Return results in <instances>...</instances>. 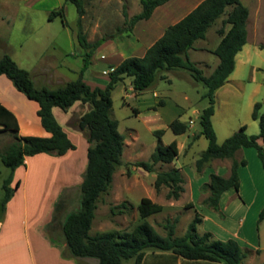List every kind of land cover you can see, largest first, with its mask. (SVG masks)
I'll list each match as a JSON object with an SVG mask.
<instances>
[{
    "label": "rangeland",
    "instance_id": "obj_1",
    "mask_svg": "<svg viewBox=\"0 0 264 264\" xmlns=\"http://www.w3.org/2000/svg\"><path fill=\"white\" fill-rule=\"evenodd\" d=\"M201 1L170 0L157 7L148 20L136 23L130 32L123 33L120 32L125 27L123 11L128 19L138 14L141 10L139 0L85 2L81 32L86 41L93 43L106 39L91 57L87 70L89 86L103 88L110 66H116L130 56L141 57L168 26L182 19ZM240 2L248 9L247 39L234 58L233 72L214 93L211 124L218 144L243 125L246 126V135L259 133L258 123L251 119V113L255 103H262L264 93V0ZM58 8L63 9L66 26L62 25L60 17L47 20L48 13ZM223 18L207 31L204 40L197 41L194 49L187 52L188 59L204 76H209L218 63L210 52L220 39L217 32ZM77 21L76 8L63 0H0V59L5 55L10 57L31 77L33 71L46 72L52 84L38 83L40 76H37V82L35 79L33 82L36 88L57 87L62 82L73 81L76 74L60 70L57 66L72 65L77 68L81 65V58L71 56L84 54L75 39ZM160 76L164 79H157L149 89L140 93L132 90L129 78L118 83L111 92L109 116L117 121L118 132L125 139L121 165L115 170L108 190L98 200L89 235L129 232L145 221L161 236L166 233L164 225L175 222L174 237L180 238L197 213L201 218L197 234L209 233L211 240L220 241L236 238L245 255L242 264H262L264 218L260 223L257 221L264 207V169L256 150L242 148L234 155L236 161L246 162L238 168V192H225L217 210L203 205L202 199L206 194L199 191L200 185L208 181L210 174L227 177L231 160H212L200 172L196 171L195 162L207 146L203 136L197 137L200 132L199 114L207 107V100L202 98L205 88L195 83L183 69L162 72ZM87 110V105L76 103L66 116L60 111L55 113L54 118L66 131L74 150L60 157L46 154L25 158L26 163L13 172L10 184L13 202L5 206L7 209L3 212L0 206V220L6 210L9 215L3 230V237L7 240L0 243V264L38 263V247L31 244L30 258L23 243L24 221L29 232L37 225L42 228L46 224L44 219L50 216L61 196L66 204L65 212L78 209L79 185L86 167L88 143L83 132L76 127V122ZM175 119L186 124L184 134L175 135L168 128ZM159 130L163 134L158 140L153 132ZM12 141L9 132H0V152ZM172 141L176 142L178 150L173 163L156 165L154 173H146L134 166L136 162L149 161L158 143L167 145ZM262 148L264 155V146ZM173 167L178 168L183 177V192L177 200L166 198L167 188L156 191L153 185L156 173ZM9 172L0 163V203L3 198L2 183ZM16 181L19 182L18 188H14ZM143 197L161 205L162 211L140 219L137 206ZM123 203L124 208L120 207ZM188 204L192 207L189 208ZM42 235L61 247V252L65 250L59 230L55 231L54 242ZM65 260H74L78 264L83 259ZM84 262L96 264L92 259H85ZM157 262L164 264L162 259L149 254L142 264ZM124 264H133V260Z\"/></svg>",
    "mask_w": 264,
    "mask_h": 264
},
{
    "label": "trees",
    "instance_id": "obj_2",
    "mask_svg": "<svg viewBox=\"0 0 264 264\" xmlns=\"http://www.w3.org/2000/svg\"><path fill=\"white\" fill-rule=\"evenodd\" d=\"M74 5L78 13L76 40L83 50L82 67L75 80L69 81L57 88H36L30 74L21 68L8 56L0 59V76H5L15 90L26 100L37 105L36 117L39 125L49 136H18V123L15 116L0 105V132H9L13 141L0 152V163L10 172L3 180V198L0 206L3 212L6 204L12 198L10 187L13 172L24 165L25 158L37 154H47L56 157L63 156L75 147L53 116L52 110L67 112L76 103L88 106L76 122V127L83 132L88 148L86 151V167L79 185L78 209L65 212L63 196L54 205L51 218L42 228V233L55 241V231L59 230L63 238L65 250L61 252L64 259H92L97 264H124L133 260V264H142L144 256L149 253H170L174 258L192 262L219 264H242L245 255L241 246L234 239L225 241L211 240L209 233L197 234V226L201 223L199 214L195 213L180 238L174 237L175 222L164 225V236L159 235L154 228L143 221L129 232H109L89 235L97 203L101 195L106 193L112 176L121 165L124 136L118 132V123L109 116L112 107L111 92L125 78L131 81L134 92L149 89L157 79H164L160 74L173 69H183L190 74L191 79L205 88L202 98L207 100V107L199 114L200 132L197 135L207 140L206 149L195 162V169L200 172L205 164L212 160L230 159L229 175L223 177L210 174L208 181L200 185L199 191L205 197L202 204L218 209L221 196L228 190L238 192L239 166L245 165V160L236 161L235 153L242 148L256 150L264 169V93L262 103H255L251 119L257 121L259 133L246 135V126H241L237 132L226 138L221 144L216 142V135L211 124L214 114V93L222 87L234 70V58L246 44V20L248 9L240 0H202L194 9L173 25L168 26L162 35L150 45L141 57L130 56L116 66H110L103 88H91L84 81V73L88 69L95 50L106 40L98 39L93 43L86 41L81 32V18L84 14V3L90 0H63ZM170 0H139L141 10L128 19L123 11L125 27L120 30L130 32L133 26L148 20L153 11ZM60 17L66 26L63 9H53L47 15L52 21ZM222 17L218 30L220 37L216 47L210 52L218 63L209 76H204L188 57L187 52L193 50L199 40H204L207 31ZM225 27L227 29L225 30ZM264 48V46L262 47ZM262 110V111H261ZM168 128L175 135L184 134L186 124L178 119L169 123ZM163 131H154L159 140ZM195 139V138H194ZM260 142V143H259ZM178 155L175 141L167 145L158 143L147 162H136L135 167L146 173H154L155 166L171 164ZM183 177L178 168L156 173L154 189H168L167 199L177 200L183 192ZM19 185L15 182L14 188ZM120 207H125L121 204ZM191 208L192 205L188 204ZM162 211V206L153 203L148 198H141L137 206L140 219H145ZM264 218V207L259 214L257 223ZM264 264V262L262 263Z\"/></svg>",
    "mask_w": 264,
    "mask_h": 264
},
{
    "label": "crops",
    "instance_id": "obj_3",
    "mask_svg": "<svg viewBox=\"0 0 264 264\" xmlns=\"http://www.w3.org/2000/svg\"><path fill=\"white\" fill-rule=\"evenodd\" d=\"M75 39H76V37H75ZM71 56L75 57V58H81V65H79V67L75 68L72 65H68L67 67L57 66V68H59L60 70H63V71L65 70L66 72L76 74L78 76V72H79V70L83 64L82 55L80 56V53H79L77 55L72 54ZM87 70L85 71L83 78H84L85 83L89 85V82L87 81V79L89 78V71H87ZM32 73L34 74L31 77L33 82H34V79L36 81L37 76H40L38 83L46 84V85L52 84V82H50L49 78L47 77L46 72L34 73V71H33ZM33 76H35V77H33ZM67 82L68 81L60 83L61 84L60 86L64 85ZM42 87L57 88L59 86H57V87L42 86ZM0 105L5 107L7 110H9L15 116L17 123H18V136H20V137H22V136H38V137L49 136L47 133H45V131L39 125L38 119L36 117L37 105L33 102L26 100L22 94L17 92L15 90V88L13 87V85L11 84V82L5 76H0ZM74 106L75 105H73V107H71L67 112H62L59 109L54 108L52 110L53 116L55 117V113L57 111H60L63 115L66 116L67 114L70 113V111H72ZM61 128L66 133V131L63 129L62 126H61ZM66 135H67V133H66ZM67 137H68V135H67ZM67 154L68 153H66V155ZM43 155H46V154H37L35 156H43ZM35 156H33V157H35ZM25 163H26V160H25ZM18 187H19V185H18ZM12 202H13V200L11 198L9 200V202L6 204V207H8V205ZM8 216H9L8 211L6 210L3 217L0 220V243L7 240L5 237H3L4 236L3 230H4V227L6 226V224L8 223V219H9ZM50 218H51V214L48 218L44 219L43 222L46 221V223H48L50 221ZM43 222L41 224H43ZM22 224L24 225L23 229H22V240H23V243L25 244V246L28 248V250H27L28 255H29L28 257L31 258V252H30L31 244L33 247H35V248L38 247V249H39V251L37 250L38 252L36 251L40 255L38 258L39 261L36 264H76L74 260H65V259L61 258V251H62L61 247L58 248L55 243H54L55 244L54 245L53 243L47 241L43 237L42 233L40 232L41 228L38 227L39 225L33 227L31 229V231L29 232V230L27 228V222L24 221ZM233 239L239 243L238 239H236V238H233ZM1 248H2V246H0V251H1ZM149 254H152L155 257H159V259L163 260L164 264H219V263L186 261V260L181 259V258H174L173 256H171L170 253L155 252V253H149ZM149 254H146L144 256L143 261L145 260L146 256ZM32 258H33V254H32ZM81 261L82 262H78V264H85L86 263V262H84L85 259H83ZM30 263L35 264L34 262H31V261H30ZM96 264H97V262H96ZM155 264H158V262Z\"/></svg>",
    "mask_w": 264,
    "mask_h": 264
},
{
    "label": "built area",
    "instance_id": "obj_4",
    "mask_svg": "<svg viewBox=\"0 0 264 264\" xmlns=\"http://www.w3.org/2000/svg\"><path fill=\"white\" fill-rule=\"evenodd\" d=\"M24 163H25V161H24Z\"/></svg>",
    "mask_w": 264,
    "mask_h": 264
}]
</instances>
